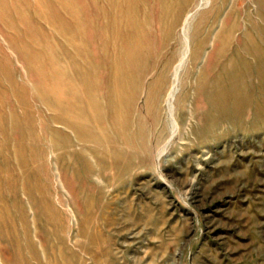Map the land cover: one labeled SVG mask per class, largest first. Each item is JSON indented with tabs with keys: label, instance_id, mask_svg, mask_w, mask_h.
Listing matches in <instances>:
<instances>
[{
	"label": "rangeland",
	"instance_id": "1",
	"mask_svg": "<svg viewBox=\"0 0 264 264\" xmlns=\"http://www.w3.org/2000/svg\"><path fill=\"white\" fill-rule=\"evenodd\" d=\"M64 1L0 0V264H264V53L259 71L252 56L241 63L234 53L241 37L264 50V0L200 6L193 0L177 129L171 133L165 102L172 70L157 111L145 107L153 71L123 130L130 169L123 174L116 165L105 173L103 157L89 146L84 151L96 172L85 186L74 177L82 163L71 157L82 147L73 131L51 124L73 141L62 153L46 128L57 103L49 95L53 85L65 94L81 69L73 27L80 28L86 0ZM88 4L93 11V0ZM212 6L217 16L208 27L210 18L201 17ZM186 14L172 40L173 64L184 48ZM223 29L229 40L222 44ZM226 43L231 47L221 60L229 71L214 70L215 53ZM205 74L209 93L200 87ZM231 88L241 94L243 115L223 119L217 96L227 100Z\"/></svg>",
	"mask_w": 264,
	"mask_h": 264
},
{
	"label": "bare ground",
	"instance_id": "2",
	"mask_svg": "<svg viewBox=\"0 0 264 264\" xmlns=\"http://www.w3.org/2000/svg\"><path fill=\"white\" fill-rule=\"evenodd\" d=\"M204 1L209 2V0H199L198 6ZM93 2L94 10L91 11L88 0L85 1L80 28L73 27L75 33L79 32L81 40L79 52L81 69L74 74L73 79L70 78L65 94H56L58 85H53L52 93L49 95L57 103L52 104L55 106H50L53 113L46 126L50 131L52 123H59L73 131L76 141L82 147V151L77 153L75 159L71 157V161L77 160L82 163V171L74 174L75 178L77 174L80 186L91 183L90 178L96 172L84 151L89 146L95 148L98 155L103 157L101 168L105 173L110 167L115 169L116 165L123 174L130 169V163L126 159L130 153L125 147L129 145V141L123 130H126L125 128L130 124V116L140 97L143 82L153 71H155L153 79L147 85L145 107L157 111L160 97L165 89L167 72L172 70V82L166 93L165 102L171 122V133L173 134L177 129L175 101L180 90L182 71L190 53L189 22L194 15V10L187 12L193 0H93ZM211 2L214 4V0ZM60 3L66 4L64 0H60ZM214 10L215 7L212 6L201 17L202 22L210 18L208 27L216 20L217 15H214ZM183 13H187L181 26L185 44L173 64L169 57L170 50L173 48L175 50L176 44L172 40L176 37L177 22ZM54 15L58 20L60 17L58 12H54L53 18ZM155 25L156 29L153 30ZM228 33L227 29L220 32L218 40L222 44L226 42V38L229 40ZM225 46L218 48L215 53V65L218 66L213 67L214 70L220 68L222 71H229H226L221 60L231 47L229 43ZM234 53L241 63H247V56H252L259 71L258 59L264 53L260 44L248 37H241ZM153 56L154 64L151 68L150 60ZM209 79L210 75L205 74L200 80V87L205 93H209ZM234 86L237 88L238 85L234 84ZM229 91L227 100L221 98L223 94L217 96L218 116L223 119L243 115L241 94L233 88ZM231 103L233 106L229 108ZM57 132L60 133L58 130L52 131L51 145L55 152L61 150L62 153H66L72 147L73 141L67 133L59 136ZM117 147L122 150H117ZM165 149L166 147L163 146L158 151L159 159ZM116 151L124 153L125 156L119 159L114 155ZM105 173L101 172L98 176L103 182H106L103 176Z\"/></svg>",
	"mask_w": 264,
	"mask_h": 264
}]
</instances>
